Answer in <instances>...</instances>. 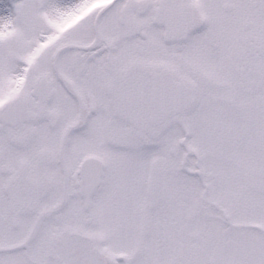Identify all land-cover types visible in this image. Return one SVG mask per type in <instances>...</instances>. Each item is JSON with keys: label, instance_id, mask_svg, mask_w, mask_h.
<instances>
[{"label": "snow or ice", "instance_id": "snow-or-ice-1", "mask_svg": "<svg viewBox=\"0 0 264 264\" xmlns=\"http://www.w3.org/2000/svg\"><path fill=\"white\" fill-rule=\"evenodd\" d=\"M0 264H264V0H0Z\"/></svg>", "mask_w": 264, "mask_h": 264}]
</instances>
